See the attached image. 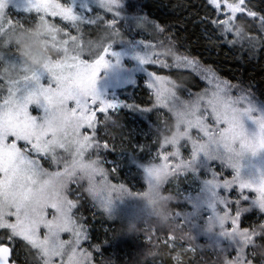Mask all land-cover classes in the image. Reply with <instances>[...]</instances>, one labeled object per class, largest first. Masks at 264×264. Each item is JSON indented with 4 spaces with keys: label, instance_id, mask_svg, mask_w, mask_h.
I'll return each instance as SVG.
<instances>
[{
    "label": "rangeland",
    "instance_id": "1",
    "mask_svg": "<svg viewBox=\"0 0 264 264\" xmlns=\"http://www.w3.org/2000/svg\"><path fill=\"white\" fill-rule=\"evenodd\" d=\"M60 3L72 7L74 14L79 17L75 23H93L101 20V15L107 16L109 22L119 20L120 11L117 7L120 3L117 0L115 3H110L109 0H60ZM18 6L22 10H35L31 8V0H0V60L3 61L0 80L4 81L5 93L0 95V103L3 104L4 109L0 134L10 136L13 131L24 126L25 113L22 109L27 104V113L38 117L36 124L39 131L44 135L45 141L51 142L52 152L47 159L42 161L44 169L49 171L67 169L58 183H48V174L44 172L36 178V183L33 185L36 195L28 206V215L33 223L34 231L39 229V234L43 238L44 226L49 223L50 218L53 222L60 223L64 216H71L75 220V224L71 226L72 230L60 233L61 240L71 242L66 245V250H70L77 239L75 233L77 231L85 233V231L75 218L82 216V212L74 214V209L69 212L66 201L70 200L69 196H71V201L77 199L81 202L84 192L90 198V200L86 198L90 202L87 206L93 210V216L96 215L95 207L106 215L108 221L117 220L118 217L128 221L126 225H128L130 234L134 232V227H132L134 222L131 221L142 216L145 209L138 205V199L132 198L131 201L127 199L129 193L122 188L123 183L128 181L134 189L133 193L153 201L158 199L159 191L165 185L185 201L186 208L184 209L189 214L182 220V225L192 229V235L187 236L184 242L174 240L172 236L161 241L169 249L174 262L179 261L182 255H193L197 250L191 243L194 242L200 248L207 246V253L213 252L212 255L220 258L222 264H264V258L259 259L258 257L264 254V248L256 246L252 237H249L250 233L241 232L239 226H235L239 224L238 214L240 215L243 210L248 211L250 208H255L257 211L254 222H251V228L254 230L263 227L260 232L264 233V149L253 154L248 147H242V143L247 145L249 142L252 144L258 142L255 135L258 131L257 126L245 115L244 105H234L231 115L239 119L247 130V134L234 142H226L221 137V129L214 127L212 110L208 105L203 101L198 102L193 96L180 99L167 85L169 91L165 102L161 104L155 100L158 110L153 116L155 119L153 125L163 130V133L171 135L168 138L162 136L159 146L154 147L153 144L161 133L149 126L144 127L141 123H133L135 118L129 116L130 125L111 122L113 120L108 117L113 111L119 112L121 107L110 110L105 115L98 114L96 135L84 142L85 132L80 127L82 121L72 112L76 106L75 99L65 103L63 97H59L61 102L47 105L44 96L40 95L41 89L37 81L31 79V76L36 74L40 77L39 85L44 87L50 85L48 95L56 99L58 85L75 87L80 70L87 69L110 44L112 52L118 55L106 57L109 65L101 69L96 89L102 98L119 101L121 106H124L125 102L120 101L117 92L131 84L133 75L131 69L140 70L138 77L142 79V84L147 81L145 76L152 77L148 71V63H141L137 59V56L146 57L148 55L144 48L137 51L144 45V41L137 37L136 42L128 43L110 29L108 38H106L102 25L97 24L85 41L87 45H85L84 52L90 54L91 50L93 53L91 58L82 59L78 53H71L69 49L65 50L63 45H60L58 50V45L55 47L50 42L51 47L54 46L53 52L59 53L52 62H39L36 51L22 45H20L21 48L19 47L18 58L14 59L4 54L9 44L14 42L23 44L27 41L23 34L5 19L4 12L18 8ZM116 13L118 15H115ZM22 17L25 18L24 15ZM40 18L53 17L40 11V14L29 20L35 24V28L42 27L44 33L53 36L54 33H51V26L47 22L43 26L39 25ZM56 18L59 19L55 20L56 25L63 30L60 36L63 40H68L65 44L68 47L70 44L71 47L76 41L73 35L76 30L73 28L76 25L70 24L75 23L60 17ZM241 19L248 18L241 16ZM122 26L125 27L124 24ZM242 31L243 28H240L239 32ZM129 34L133 35L131 32ZM149 40L151 41L149 45H153V41ZM48 50L49 47L42 49L43 52L46 51V54H49ZM163 57L161 56L165 59ZM54 77H62V80ZM153 85L159 87L155 80ZM255 102L257 108L264 112V104L256 98ZM46 107L47 111H45ZM163 110L170 112L169 116L164 114ZM206 112L209 118L203 119ZM170 117L173 120L172 127H170ZM197 117L201 119L198 120ZM207 124H213V127L208 128V131L213 133L211 138L201 131V128ZM226 126L222 124L221 128ZM114 129L118 132L115 133ZM104 143H107V148L104 147ZM126 143H130L135 156L139 155L140 158L134 170L124 168L122 164L124 155L120 150L126 147ZM194 148L197 149L195 158H193ZM93 150H97V155H94ZM116 151L119 153L116 154ZM161 151L167 154L166 160H161L159 156ZM53 157H55L54 160ZM210 164L213 169H217L219 175H211ZM137 172L142 176L134 179ZM108 173L120 174L122 179L109 178ZM138 180L141 184L137 182ZM181 180H184L186 187H183L184 183L183 186L180 184ZM241 185L245 187L241 188ZM17 199H22V193L18 194ZM239 200H242V203ZM238 202L241 207L242 205L245 207L239 208ZM54 205L56 206L55 212L51 211ZM12 210L8 204H5L0 208V214L7 217V213ZM142 223L147 224L146 221ZM262 237L264 238V236L257 238ZM0 239L13 249L12 254L22 263L32 264L23 253L24 250L31 255L34 264H40V261L36 259V251L23 241L18 239L13 242L7 241L4 239L3 230H0ZM52 239L55 242V237ZM85 242L86 239L81 240L78 246V251L83 250L81 264H93V258L88 254ZM52 264H56V261L53 260Z\"/></svg>",
    "mask_w": 264,
    "mask_h": 264
},
{
    "label": "trees",
    "instance_id": "2",
    "mask_svg": "<svg viewBox=\"0 0 264 264\" xmlns=\"http://www.w3.org/2000/svg\"><path fill=\"white\" fill-rule=\"evenodd\" d=\"M117 2L120 3L117 7L120 12L119 20L114 26L110 25L109 18L103 15L100 16L102 17L101 20H96L93 23L70 24L76 25L73 28H76L75 34H73L76 41L71 47L68 43L71 53H78L82 59L84 57L91 58L93 53L90 47H88L90 54L84 52L85 45H87L85 41L97 24L102 25L106 38H108L107 35H109L110 29L114 33H118L117 35L121 39L128 41V43H132V41L136 42L137 37L143 39L144 45L137 49V51L144 48L148 54L152 50L151 45H149L151 44L149 39L154 44H158L161 40H164L165 46L159 47L157 51L160 56H164V60L171 66L158 67L148 63V71L166 77V84L180 99H184L190 95L196 98L194 95L203 93L208 86L206 80L201 75L200 67L192 68L174 61L175 55H188L195 58L200 66L213 70L221 79L249 90L259 102L264 104V42L257 44L256 48L253 49L249 46L247 39V36L264 38V33L259 31L258 20L250 17H247L248 19H241L240 17L234 25V28L238 31L240 28H243V31L239 32L240 39L235 44H229L228 40L236 38L232 34H229L226 38L222 37L214 26L206 21V16H209L210 19H215L216 17L208 13L205 0H117ZM246 3L258 15H264V0H246ZM9 10L3 11L5 19L23 34L27 43L17 44L14 42L13 44H9L6 52H4L5 55L17 59L19 47L21 48L20 45L28 46L29 43H33L37 47L36 50H38L36 52L38 55L37 60L42 63L45 61L52 62L53 58L58 57L59 53L53 52L54 46L51 47L50 42L55 47L58 45L57 49L60 45H63L65 50H68V46L65 44V41L68 40H63V37L60 36L63 30L55 22L58 18H40V26L46 24L45 22L51 26V33H54V35L49 36V33H44L42 27L35 28V24L29 20L35 15L40 14V11L22 10L19 6L18 8ZM13 10L14 12L12 13ZM23 15L25 18L22 17ZM67 25H69L68 22ZM158 25L163 27L165 32H156ZM129 32L133 35H128ZM115 41L117 42L118 40ZM48 47L49 54H46V51L43 52L42 49ZM147 47L149 49H146ZM61 53L63 54V52ZM4 54L2 52V55ZM41 58L43 59L42 61ZM2 63L3 61L0 60V69L3 67ZM131 71L133 73L131 84H128L129 86L117 92L120 101H124L125 105L121 106L119 112L113 111L108 118L112 119L113 121L111 122L116 124L124 123L123 125H130V116L136 119L132 121L133 123H141L144 127L149 126L153 130L159 131L161 134L153 144L154 147L159 146L162 136L168 138L171 134H165L163 130L153 125L155 123L153 116L158 107L156 106L155 92L147 86L150 82H154L153 77L145 76L147 81L145 84H142V79L138 77L140 75L138 71L140 70L131 69ZM148 71L147 73L149 74ZM3 82V80H0V95L5 94ZM163 113L168 116L170 114V112L165 110H163ZM172 121L170 117V127L173 126ZM114 131L115 133L118 132L115 129ZM93 151L94 155H97V150ZM120 152L124 155L122 160L124 168L130 170L137 168L135 166L140 161V158L139 155L135 156L130 143H126V147L122 148ZM115 153L118 154L119 151ZM100 163L102 164L101 159ZM211 169V175L218 174L217 169H213L210 164ZM186 173H188V170H186ZM108 174H110L109 178L122 179L120 174H117L118 176L111 175V173ZM136 174L138 176H134V179L141 178L142 175L138 172ZM137 182L141 184L139 180ZM183 183L184 180H181L180 184L182 186ZM183 187H186L185 183ZM122 188L129 193L127 195L129 201L136 198L139 201L138 205H141V208L143 206V209H145L142 216H139L135 221H131L134 222L132 226L134 227V232L130 234L128 233V225H126L128 221L121 220L119 217L117 220L108 221L106 215L95 207L94 212L96 215L93 216V210L87 206V203H90V198L84 192L83 201L79 202L80 200L73 199L77 205L73 213L82 212V216H76L75 218H77L87 234L84 244L88 254L90 253L93 258V264H222L220 258H215L212 255L213 252L207 253L206 245L205 248H200L194 242L191 243L197 249L195 253L193 255H182L179 261L174 262L169 249L162 244L161 241L168 236H172L174 240L184 242L187 240V236L192 235V229L185 228L182 225V220L188 216L189 212L184 209L186 204L184 200H181L180 196L175 195L165 185L160 189L159 197L156 201L146 200L144 196L133 193L134 189L131 184H128V181L123 183ZM69 197L71 200L72 197ZM239 201L242 203V200ZM238 203L240 204V202ZM242 207H245V205H242ZM242 207L240 204L239 208ZM256 211L257 209L250 208L248 211L243 210L240 215L238 214L239 230L250 233L249 237H252L256 246L264 248V238H257L258 236H264V233L260 232V229L263 227L254 230L251 228ZM147 215L149 216L147 217ZM143 221H146L147 224L143 225ZM0 241L6 243L2 239ZM23 253L34 264L31 255L24 250ZM258 257L259 259L264 258V254ZM12 261L16 264H25L16 258L14 254H12Z\"/></svg>",
    "mask_w": 264,
    "mask_h": 264
},
{
    "label": "snow or ice",
    "instance_id": "3",
    "mask_svg": "<svg viewBox=\"0 0 264 264\" xmlns=\"http://www.w3.org/2000/svg\"><path fill=\"white\" fill-rule=\"evenodd\" d=\"M109 2L115 3L116 0H109ZM205 6L208 13L216 17L210 19L209 16H206V21L213 25L222 37L226 38L229 34H232L236 38L228 40L229 44H235L240 39V33L234 28V25L241 16L258 20L259 31L264 33V15H258L256 11L252 10L246 0H205ZM31 8L43 11L53 18L60 17L73 23L79 19L74 14L72 7L61 4L60 0H31ZM115 15H118V13ZM109 23L114 26L116 21L112 20ZM156 32L163 33L165 29L158 25ZM247 39L249 46L253 49L256 48L257 44L264 42V38L256 36H247ZM163 46H165V41L161 40L158 44L150 46L152 50L146 57L137 56V59L141 63H151L158 67H170L171 65L158 54L157 49ZM117 55V53L112 52L110 45L106 46L104 51L87 69L80 70L75 81V87L73 85L66 87L63 84L58 85L56 99L48 95L50 85L48 87L39 85L40 77L36 74L31 76V79L37 81L38 87L41 89L40 95L44 96L47 105L61 102L59 97H63L65 103L68 100L75 99L76 106L72 109V112L82 121L80 127L85 132L84 142L91 140L96 135L98 114L105 115L110 110L113 111L121 107L119 101L102 98L96 89V82L101 69L109 65L106 57ZM174 61L192 68L200 67L201 75L206 80L208 87L205 88L202 94H195L194 96L198 102L203 101L211 108L214 127L221 129V137L226 142H234L247 134V130L239 119L231 115L234 111V105L243 104L245 115L257 126L258 131L255 135L258 142L256 144L249 142L247 145L242 143V147H248L253 154L264 149V112L257 108L255 98L249 90L221 79L213 70L200 66L195 58L188 55H175ZM150 75L159 87L154 86L152 82L147 86L155 92L157 103L162 104L167 99V92L169 91L166 84L167 78L155 72L150 73ZM54 78L62 80V77ZM78 109L79 112H77ZM47 110L46 107L45 111ZM22 111L25 113L24 126L17 131H13L10 136L0 134V208L8 204L13 209L7 213V217L0 214V230L4 231V239L7 241L13 242L18 239L36 251V259L40 261V264H52L53 260L56 261V264H81L83 250L78 251V246L81 240L87 238V234L77 231L75 233L77 239L70 250H66V245L71 242L60 239V233L70 232L72 230L71 226L75 224V220L71 216H64L60 223L53 222L50 218L49 223L44 226L45 235L43 238L39 234V229L35 231L33 229V223L28 215V206L34 195H36V190L33 188L36 178L41 172H44L48 174V183H58L67 169L56 171L44 169L42 161L47 159L52 152L51 142L45 141L44 135L39 131L36 124L38 117L27 113V104H25ZM3 117V104L0 103V126H2ZM208 118L206 112L203 119ZM197 119L200 120L201 118L197 117ZM222 124L227 126L221 128ZM210 127H213V124H207L201 128L203 134L209 138L213 135L212 132L208 131ZM104 147H108L107 143H104ZM196 153L197 149L194 148L193 158H195ZM159 156L162 161L167 159V154L162 151L159 152ZM54 159L55 157H53ZM243 187L245 185H241V188ZM20 193H22V199L18 200L17 196ZM66 204L69 212L77 206L76 202L71 200H67ZM51 211H56L55 205ZM53 237H55V242H53ZM12 251L11 247L0 241V264H9ZM89 255L91 254L89 253Z\"/></svg>",
    "mask_w": 264,
    "mask_h": 264
},
{
    "label": "crops",
    "instance_id": "4",
    "mask_svg": "<svg viewBox=\"0 0 264 264\" xmlns=\"http://www.w3.org/2000/svg\"><path fill=\"white\" fill-rule=\"evenodd\" d=\"M28 47H30L31 49L35 50L36 52L38 51V50H36L37 49L36 45L33 44V43H29ZM68 49L70 50V47H68Z\"/></svg>",
    "mask_w": 264,
    "mask_h": 264
},
{
    "label": "water",
    "instance_id": "5",
    "mask_svg": "<svg viewBox=\"0 0 264 264\" xmlns=\"http://www.w3.org/2000/svg\"><path fill=\"white\" fill-rule=\"evenodd\" d=\"M9 264H13V261H12V253H11L10 257H9ZM14 264H16V263L14 262Z\"/></svg>",
    "mask_w": 264,
    "mask_h": 264
}]
</instances>
